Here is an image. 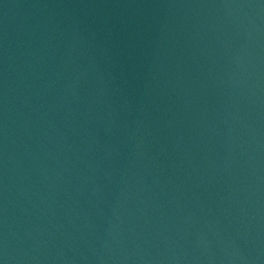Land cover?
<instances>
[{
	"label": "water",
	"instance_id": "95a60500",
	"mask_svg": "<svg viewBox=\"0 0 264 264\" xmlns=\"http://www.w3.org/2000/svg\"><path fill=\"white\" fill-rule=\"evenodd\" d=\"M0 264H264V0H0Z\"/></svg>",
	"mask_w": 264,
	"mask_h": 264
}]
</instances>
